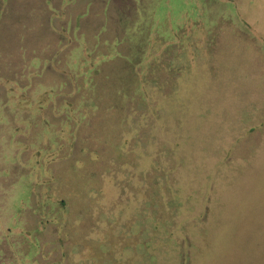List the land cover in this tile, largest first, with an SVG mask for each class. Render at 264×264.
Listing matches in <instances>:
<instances>
[{"label":"rangeland","instance_id":"obj_1","mask_svg":"<svg viewBox=\"0 0 264 264\" xmlns=\"http://www.w3.org/2000/svg\"><path fill=\"white\" fill-rule=\"evenodd\" d=\"M0 264H264V0H0Z\"/></svg>","mask_w":264,"mask_h":264}]
</instances>
